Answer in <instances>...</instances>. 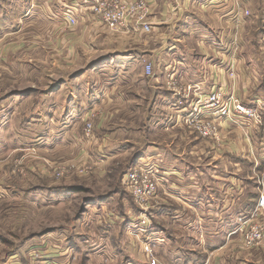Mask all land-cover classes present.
Segmentation results:
<instances>
[{"label": "rangeland", "instance_id": "obj_1", "mask_svg": "<svg viewBox=\"0 0 264 264\" xmlns=\"http://www.w3.org/2000/svg\"><path fill=\"white\" fill-rule=\"evenodd\" d=\"M249 1L256 10L258 0ZM44 2L42 11L54 7ZM55 3L50 17L0 16V264L44 232L60 244L54 264H136L141 245L127 229L139 206L122 178L139 156L158 153L178 133L162 105L150 109L153 79L144 70V47L108 42L87 51L84 23L67 25L70 5ZM242 10L240 21L253 25L252 10ZM100 95L107 101L103 117L91 111ZM105 135L109 144L101 151ZM92 156L102 162L87 172L82 167ZM113 211L119 220L109 223ZM177 233L176 251L184 246ZM155 249L166 252L162 244Z\"/></svg>", "mask_w": 264, "mask_h": 264}, {"label": "crops", "instance_id": "obj_2", "mask_svg": "<svg viewBox=\"0 0 264 264\" xmlns=\"http://www.w3.org/2000/svg\"><path fill=\"white\" fill-rule=\"evenodd\" d=\"M43 1L0 0V16L16 12L22 20L33 19L45 12L39 9L45 6ZM49 1L54 6L46 8L49 17L57 9L55 2L78 4L75 0ZM78 1L82 5L84 0ZM146 1L152 28L149 32L113 33L82 13L79 24L84 23L86 28L82 45L87 51L96 43L108 42L144 47L145 65L150 63L152 73L155 70V76H147L153 79L149 85L153 91L150 109L155 111L162 105L166 120L178 133L170 143L158 145V153L146 151L145 156L137 158L157 156L163 162L159 196L164 201L154 210L152 220L155 257L159 264H264V240L255 248H246L240 233L230 236L264 194V127H249L246 133L241 127L224 123L218 143L201 138L179 121L181 110L187 111L198 90L210 92L222 86L247 105H255L258 99L264 101V0H258L256 10L249 0ZM242 7L252 10L253 25L240 21ZM111 47L106 50L111 51ZM168 75L180 86L192 89L190 100L180 109L176 106L178 96L168 86ZM97 99L91 111L103 117L107 101L101 95ZM107 137L101 136V151L107 149ZM107 216V222L113 223L120 215L113 211ZM133 216L130 213L129 222ZM177 231L184 246L176 251L171 244L178 237ZM45 234L32 235L35 240L25 242L27 247L21 252L9 254L5 264L56 263L53 258L62 254L58 252L60 244L47 241ZM218 236L224 238L221 244L215 240ZM159 244L166 247L164 255L155 249ZM140 249L141 261L136 264H151L144 247Z\"/></svg>", "mask_w": 264, "mask_h": 264}, {"label": "built area", "instance_id": "obj_3", "mask_svg": "<svg viewBox=\"0 0 264 264\" xmlns=\"http://www.w3.org/2000/svg\"><path fill=\"white\" fill-rule=\"evenodd\" d=\"M149 12L146 0H84L82 5H70L63 18L67 25L77 26L81 19L79 13H82L113 33H130L137 30L149 32L152 29L151 22L148 20ZM145 70L148 75H151L152 65L146 64ZM167 83L178 96L176 106L180 109L190 100L192 89L180 86L178 81L170 75H168ZM181 112L179 121L182 124L196 131L201 138L218 142L221 139V128L224 123L236 124L246 133L249 127L256 129L264 127L262 99H258L255 105H247L236 93L222 86L210 92L198 90L187 111L181 110ZM86 132L88 137L92 136V124L87 125ZM247 138L250 139V135ZM90 160L94 161L85 163L82 167L87 172L92 171L93 166H98L99 162H102ZM162 168V159L150 157L140 160L138 164L128 169L122 178L123 185L139 206V212L129 222L127 232L144 247L151 264L158 263L151 243V233L154 210L164 201L159 196L163 179ZM62 173L63 171L55 170L58 176ZM263 213L264 194L262 193L256 209L238 225L236 231L230 233V236L240 233L246 248L259 246L264 240V218L261 217Z\"/></svg>", "mask_w": 264, "mask_h": 264}]
</instances>
